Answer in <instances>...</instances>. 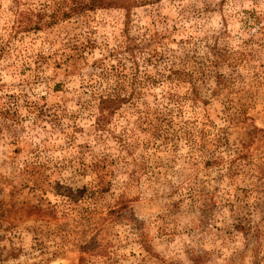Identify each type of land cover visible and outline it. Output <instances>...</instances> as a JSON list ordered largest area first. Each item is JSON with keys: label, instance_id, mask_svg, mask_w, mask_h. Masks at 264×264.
Returning a JSON list of instances; mask_svg holds the SVG:
<instances>
[{"label": "rangeland", "instance_id": "obj_1", "mask_svg": "<svg viewBox=\"0 0 264 264\" xmlns=\"http://www.w3.org/2000/svg\"><path fill=\"white\" fill-rule=\"evenodd\" d=\"M66 6L0 0V264H264V0Z\"/></svg>", "mask_w": 264, "mask_h": 264}, {"label": "trees", "instance_id": "obj_2", "mask_svg": "<svg viewBox=\"0 0 264 264\" xmlns=\"http://www.w3.org/2000/svg\"><path fill=\"white\" fill-rule=\"evenodd\" d=\"M67 6L65 8H59L58 11L52 13L53 19L50 21L55 22L59 18L69 17L72 14L81 13L89 9L96 8H109V7H121L130 9L133 6L156 2L159 0H64ZM120 100L111 97H104L101 100L100 111L103 118L110 113H113L120 105Z\"/></svg>", "mask_w": 264, "mask_h": 264}]
</instances>
